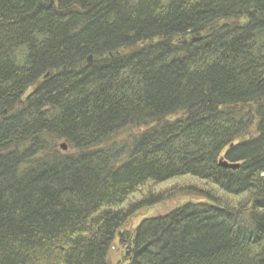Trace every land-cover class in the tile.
<instances>
[{
	"label": "trees",
	"instance_id": "1",
	"mask_svg": "<svg viewBox=\"0 0 264 264\" xmlns=\"http://www.w3.org/2000/svg\"><path fill=\"white\" fill-rule=\"evenodd\" d=\"M115 240L118 264H264V0H0V264Z\"/></svg>",
	"mask_w": 264,
	"mask_h": 264
},
{
	"label": "rangeland",
	"instance_id": "2",
	"mask_svg": "<svg viewBox=\"0 0 264 264\" xmlns=\"http://www.w3.org/2000/svg\"><path fill=\"white\" fill-rule=\"evenodd\" d=\"M191 199L190 198H180L174 201H170L166 204L154 206L151 208H146L138 212L133 218H131L125 226L120 230L119 233H134L137 227L141 222L151 218H157L160 216H164L174 209L181 207L187 204ZM197 201V200H196ZM192 201V202H196ZM198 202V201H197ZM126 253V248L119 243L118 240H115L113 243V247L109 253V261L111 264H118L124 257Z\"/></svg>",
	"mask_w": 264,
	"mask_h": 264
},
{
	"label": "water",
	"instance_id": "3",
	"mask_svg": "<svg viewBox=\"0 0 264 264\" xmlns=\"http://www.w3.org/2000/svg\"><path fill=\"white\" fill-rule=\"evenodd\" d=\"M184 44H185V42H184ZM60 149H61V151L66 152L67 151V145L65 143L61 144Z\"/></svg>",
	"mask_w": 264,
	"mask_h": 264
}]
</instances>
